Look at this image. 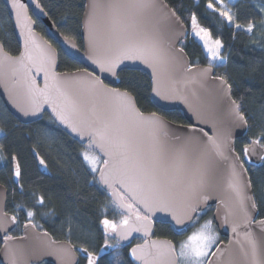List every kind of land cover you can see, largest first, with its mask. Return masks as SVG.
Returning <instances> with one entry per match:
<instances>
[{
  "label": "snow or ice",
  "instance_id": "snow-or-ice-1",
  "mask_svg": "<svg viewBox=\"0 0 264 264\" xmlns=\"http://www.w3.org/2000/svg\"><path fill=\"white\" fill-rule=\"evenodd\" d=\"M217 3L222 7L215 8L211 0L207 7L218 11L220 16L233 23V16L224 6L223 0H217ZM36 6L39 8L38 3ZM27 7L20 0H11L10 9L14 13L20 35L24 38V51L17 59L0 51V77L8 73L22 77L24 87L32 99L28 108H21L25 115H35L42 110V103H47L62 124L82 140L87 138L83 160L93 173L99 172V182L111 189L115 198L113 203L128 210L134 217L132 223L129 215H123L119 224L107 218L101 221L105 248L116 247L107 243L109 233H116L119 240H127L132 232L141 230L148 236L152 224L151 215L157 211L168 213L176 225H181L185 219H195L194 214L198 212L199 205L211 198L214 188L213 158H229L226 154L232 151L230 139L208 137L202 143L195 130L186 135L175 131L170 133L157 113L145 117L136 109L135 98L130 91L109 89L98 76L92 77L89 74L85 77L60 78L54 71V58L42 55L37 61L32 55L36 42ZM155 14L165 18L169 16L166 5L159 0H89L85 26L89 32L90 46L94 52L97 50L98 31H103L107 45L103 55L89 58L102 72L112 76L118 75L117 69L123 61H141L152 69L153 76L157 78L153 87L155 94L161 99H169L168 93L159 88L158 77L167 71L169 57L163 46L159 25L154 22ZM191 27L194 35L203 41L211 58L223 60L220 57V49L223 47L221 41L213 40L209 30L200 27L195 15L191 17ZM235 27L239 29L243 26L236 23ZM253 28L254 25L249 23L246 31L251 33ZM33 69L36 74L44 73L43 88L37 85ZM204 75L210 76V72ZM223 85L225 95H228L231 85L226 80ZM72 89L76 90L74 94H70ZM97 102L103 104L100 111H97ZM231 111L235 124H247L240 105L235 101H232ZM204 135L207 136V133ZM251 144L264 148L260 139ZM249 148L250 145L243 149L246 157ZM13 161L14 176L19 178L20 164L15 157ZM237 161L238 158L231 163L228 188L238 199L242 219L233 222L232 232L243 237L242 241L237 240L241 257L249 264H264V219L256 221L254 218L257 204L255 194L250 191L251 179L243 176L247 170ZM40 164L43 165L44 161L40 160ZM101 164L102 168L99 167ZM38 203L43 204L44 198L39 197ZM137 205L142 206V210ZM33 215L31 211L27 213L28 217ZM11 219L14 223L15 217ZM224 220L228 222L227 215ZM253 223L259 225V237L250 230ZM239 228L244 231L241 233ZM217 240L212 222L208 221L192 232L180 244L178 251L170 242L157 245L152 241L149 245L146 241L144 245L132 248L131 256L141 261V264H212L207 259L210 254L220 252L223 255L219 247L213 250ZM104 250L102 248L100 252ZM76 251L84 255L87 264H97L100 260L87 247H60L51 254L57 257L60 264H75ZM10 256L11 264H17L16 254L10 252Z\"/></svg>",
  "mask_w": 264,
  "mask_h": 264
},
{
  "label": "trees",
  "instance_id": "trees-1",
  "mask_svg": "<svg viewBox=\"0 0 264 264\" xmlns=\"http://www.w3.org/2000/svg\"><path fill=\"white\" fill-rule=\"evenodd\" d=\"M165 1L181 18L189 33L191 17L195 15L200 27L209 30L212 39L220 40L223 45L220 56L226 59V64L214 69L218 77L231 85L232 96L248 123V133L235 144L236 152L243 159L245 146L257 139L264 143V0H239L234 5L223 0L224 6L234 13L233 25H228L218 12L207 7L210 0ZM211 2L219 8L217 0ZM39 3L59 32L76 40L82 48L81 20L85 0H39ZM35 21L37 31L59 51V71L82 69L79 63L59 50L47 36L42 23ZM236 23L243 27L236 28ZM249 23L254 25L251 33L246 31ZM0 41L11 55L20 53L13 32V19L1 0ZM181 48L192 66L209 65V57L197 40L189 37ZM118 77V87L131 92L143 113L155 112L174 124H188L181 112H163L152 104L151 80L145 73L123 71ZM84 151L85 147L63 132L48 115L37 123L23 125L8 112L0 98V184L9 191L7 213L19 220L12 236H20L22 226L32 223L56 241H67L75 248L87 247L93 252L100 250L105 244L101 221L107 218L116 222L122 213L98 185V172L93 173L83 160ZM36 153L47 165L49 175L40 173ZM13 157H17L21 168L19 186L14 183ZM247 170L259 218L264 219V163L259 168L247 167ZM39 197L44 198L43 204L38 203ZM29 211L34 213L32 217L27 216ZM209 212L212 213L211 208ZM171 231L169 225L159 224L156 235L174 239ZM108 239L115 244L113 238ZM79 264L86 262L81 259ZM99 264L133 263L128 250L122 248L101 259Z\"/></svg>",
  "mask_w": 264,
  "mask_h": 264
},
{
  "label": "water",
  "instance_id": "water-1",
  "mask_svg": "<svg viewBox=\"0 0 264 264\" xmlns=\"http://www.w3.org/2000/svg\"><path fill=\"white\" fill-rule=\"evenodd\" d=\"M6 7L8 13L13 19V32L16 41L20 47V53L16 56L8 53L3 43L0 41V51L6 54L12 59L19 58L24 51V38L20 35V29L15 23L14 13L10 9L11 0H1ZM21 3H26L27 16L31 20V29L34 35L36 46L32 49L33 57L39 61L42 55H50L54 58L55 65L54 71L59 74L60 78H72V77H85L91 74L92 77L98 76L103 83L109 88H119L120 83L119 74L123 71H140L145 73L151 80V102L159 110L163 112H181L188 123L187 125H178L170 122L163 116L161 117L169 129V132H177L181 135L192 133L194 130L196 134L201 138V142H206L208 137H218L221 140H229L232 151L226 155L228 159L213 158V181L214 188L212 190L211 198L199 205V210L194 214L195 219L202 212H205L209 207L214 208L213 221L217 228L218 234L221 238L226 239V243L220 244L218 247L221 249L223 255L217 252L212 255L210 260L212 264H249L240 255V246L237 244V240L242 241V236H236L232 232L233 222H239L242 219L240 212V204L235 194L228 188V181L231 175V163L238 158V164H243V169L247 170V167L259 168L264 163V148L260 145H252L249 143V154L246 157L243 152V159L236 152L235 144L239 139H242L248 133V123L237 125L234 123L235 117L232 114V101H235L232 96V89L228 90V95H225V87L223 85L224 79L218 77L214 67L209 68L207 66H192L191 61L186 52L181 48V44L189 38V29L183 23L181 18L175 13V11L166 3L165 0H159V2L166 5V10L169 12L167 18L155 14L154 22L158 23L163 46L168 53L169 63L167 71L161 74L159 79V88L165 91L169 95V99H161L153 91L154 80L157 79L153 76L152 69L139 60H125L117 69V76H112L110 73L102 72L98 65L92 63V59L89 57H95L97 55H103L106 51V40L103 31L97 33V50L94 52L90 46V36L88 29L86 28V13L88 11L89 0H85L84 13L81 20L82 31V48L79 47L76 40L63 36L54 23L50 20L48 14L41 7L39 0H20ZM39 4V8L36 6ZM174 12L175 15H171ZM36 20L42 23L45 28L47 36L57 44L60 51H62L69 59L79 63L82 69L73 72H60L59 71V51L54 47L44 36H42L36 29ZM182 50V51H181ZM205 72H210L209 75H204ZM37 85L40 88L44 87V73L40 72L36 74L35 69L33 73ZM120 89V88H119ZM121 91H124L120 89ZM75 89L70 90V94L75 93ZM0 98L2 99L8 112L21 124L31 125L41 121L47 114L53 119L55 124L65 132L70 138L79 144L85 146V137L82 140L79 136L73 133L66 125L62 124L56 117L52 108L47 103H42V110L35 115L31 113L25 115L21 108H28L32 99L28 95L26 88L24 87L22 77L20 75H12L8 73L5 77H0ZM136 109L143 113L134 99ZM236 102V101H235ZM237 103V102H236ZM238 104V103H237ZM91 107V106H90ZM103 107L102 102H97V111H100ZM145 117H149L151 113H143ZM246 119V118H245ZM202 130V131H201ZM207 133V136L204 135ZM248 146V145H247ZM255 149V151H253ZM98 155H101L97 152ZM16 161H18L17 157ZM39 171L42 175H49L47 165L40 164V160H43L37 153L35 154ZM101 159L104 157L101 155ZM19 162V161H18ZM15 162L12 159V168L14 175ZM103 167V166H102ZM101 167V168H102ZM239 170V168H238ZM243 176L249 177L248 170L243 172ZM20 178L14 176L15 186H19ZM97 183L100 188L105 191L112 203L115 199L112 195L111 189L99 182V172L97 174ZM250 191L253 193L251 184ZM9 191L0 184V241L2 247L0 249V264H11L10 252L16 254L17 264H60V261L55 255L51 253L60 247L73 246L67 241H56L49 233L39 231L34 224L26 223L22 226L21 235L18 237H12V233L18 228L19 220L16 216L7 213L6 207L8 203ZM114 204V203H113ZM115 205V204H114ZM138 207L142 206L137 205ZM115 207L123 214L129 215L130 223L134 221V217L126 209H121L115 205ZM228 216V222L225 223L224 217ZM256 221L262 220L259 218L258 208L253 213ZM12 217H15V222H12ZM152 224L149 230V235L145 236L141 230L139 232H132L127 240H119L116 233H109L108 237H113L117 242L115 248H105V244L100 248H104V252L101 253L98 250L96 255L100 257V260L106 256L111 255L115 251L124 247H132L135 239L143 238L148 241L149 245L152 241H155L157 245H164L171 243L175 246V243L169 239H154L155 224H166L173 227L177 235H183L191 228L195 219H185L181 225H176L171 216L166 212L157 211L151 215ZM27 225V227H26ZM100 229L104 234V227L100 224ZM250 230L259 237L261 235L259 225L253 223L250 226ZM241 233L243 228H239ZM47 233V235H45ZM11 237V239H6ZM138 245L133 246L136 248ZM129 251V258L135 264H141V261L136 260L131 256V250ZM74 249H79L75 248ZM80 256L84 258V255L76 251L75 252V264H79ZM100 260L97 262L99 264Z\"/></svg>",
  "mask_w": 264,
  "mask_h": 264
},
{
  "label": "rangeland",
  "instance_id": "rangeland-1",
  "mask_svg": "<svg viewBox=\"0 0 264 264\" xmlns=\"http://www.w3.org/2000/svg\"><path fill=\"white\" fill-rule=\"evenodd\" d=\"M238 1H239V0H229V3L232 4V5H234V4H236ZM218 5H219V8L222 7L220 4H218ZM227 9H229V8L227 7ZM212 10H213V9H212ZM229 10H230V14L233 16V23H229V22L226 20L225 17H223V18L225 19V21L227 22L228 25H233V24H234V13L232 12L231 9H229ZM216 12H218V11H216ZM218 14H219V12H218ZM189 37H191V38L194 39V40H197V41L203 46V48L205 49V51H206V53H207V55H208V57H209V65L211 64V65L215 68L216 66H220V65H225V64H226V59H224V58H223V60H221L220 58H217L216 60H213V59L211 58V56H210V54L208 53L207 49H206V48L204 47V45H203V41L200 40L199 37H196V36L194 35L192 28H191V31H190V33H189ZM220 51H221V49H220ZM220 57H221V56H220ZM84 147H85V150H86V145H85ZM96 154H97V153H96ZM97 155H98V154H97ZM85 162H86V161H85ZM86 163H87V162H86ZM102 166H103L102 164L99 165L100 168H101ZM96 173H97V172H96ZM97 174H98V173H97ZM121 216H122V214H121ZM121 216L119 217V220L116 221L115 223L119 224L120 220L123 218V216H122V217H121ZM202 218H204V217H202ZM205 218L208 219V218H209V215L206 216ZM205 218H204V219H205ZM208 221H211V220L209 219V220H203V221L200 220L199 222L197 221V222L194 224V228H193L188 234H186V236H185L184 238H182V239H180V240L178 241V244H177V246H176L177 251H178V249H179L180 244H181L183 241H186L187 238H188V236L191 235L192 232L196 231L198 228H200L202 225H204V224H205L206 222H208ZM211 222H212V221H211ZM212 228H213L215 234H216L217 237H218L217 244L214 245V247H213V250H215V248L218 247V245H219V243H220V241H221V237H220V235L218 234V231H217V229L215 228V226L213 225V223H212ZM12 237H14V236H12ZM107 243H108L109 245H114V243L111 241V239H107ZM210 257H211V254L209 255V257H208L207 259H210Z\"/></svg>",
  "mask_w": 264,
  "mask_h": 264
},
{
  "label": "flooded vegetation",
  "instance_id": "flooded-vegetation-1",
  "mask_svg": "<svg viewBox=\"0 0 264 264\" xmlns=\"http://www.w3.org/2000/svg\"><path fill=\"white\" fill-rule=\"evenodd\" d=\"M45 116H47V114L45 115ZM44 116V117H45ZM212 209V213H210L209 212V209ZM213 212H214V208L213 207H209L205 212H202V213H200L199 215H198V217L195 219V222L193 223V225L191 226V228L188 230V232L187 233H185V234H183V235H177L176 233H175V231H174V229H173V227L172 226H170L171 227V232L174 234V236H175V238L173 239V238H167V237H162V236H158V235H156V228L158 227V225L159 224H155V231H154V236H153V238L154 239H169V240H171V241H173L174 243H175V247L177 246V244H178V241L180 240V239H182V238H184L185 236H186V234H188L193 228H194V224L198 221H203V220H211L212 221V223H214V221H213ZM209 215V218L208 219H206L205 217L206 216H208ZM202 217H204V218H202ZM115 222V221H114ZM215 225V224H214ZM217 229V228H216ZM110 238H113V237H110ZM114 239V238H113ZM115 240V239H114ZM144 241H145V239H143V238H137V239H135L134 240V242H133V244H132V247L133 246H136V245H141V244H143L144 243ZM227 241H226V239H223V238H221V241H220V243H219V245L220 244H222V243H226ZM117 244V242L115 241V244L114 245H116ZM218 245V246H219ZM132 247H124V248H126L127 250H128V256H129V251H130V249L132 248ZM123 248V249H124ZM212 256V255H211ZM211 258V257H210ZM81 259H84V258H82L81 256H80V259H79V262H80V260ZM130 259V258H129ZM85 260V259H84ZM210 260V259H209ZM85 262H86V260H85ZM132 262V261H131ZM133 263V262H132ZM86 264H87V262H86ZM133 264H135V263H133Z\"/></svg>",
  "mask_w": 264,
  "mask_h": 264
}]
</instances>
